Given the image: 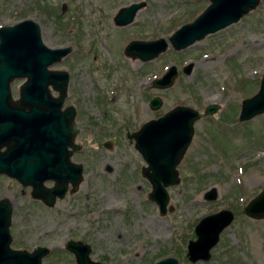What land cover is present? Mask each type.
Listing matches in <instances>:
<instances>
[{
  "label": "rangeland",
  "instance_id": "1",
  "mask_svg": "<svg viewBox=\"0 0 264 264\" xmlns=\"http://www.w3.org/2000/svg\"><path fill=\"white\" fill-rule=\"evenodd\" d=\"M140 1L145 4L129 25L113 23L119 7ZM207 5L208 0H0V26L31 19L44 45L71 48L49 68L68 73L63 105L74 107L79 145L71 160L82 165L78 186L52 207L31 198L28 186L0 175V198L12 208L10 247H48L41 264H75L63 247L69 239L87 243L89 258L101 264H153L168 256L178 264H264V218L243 213L264 187V113L237 119L241 101L257 91L264 72V0L180 51L169 45L145 62L123 55L129 40L167 39ZM188 61L193 65L185 75ZM170 65L177 70L173 85L151 87ZM20 81L10 83L14 98ZM152 96L161 99L156 110L147 105ZM210 103L218 109L194 122L177 165L180 182L166 188L172 210L160 215L146 196L150 185L140 174L145 163L126 134L175 105L203 112ZM212 187L215 197L206 200ZM220 210H229L231 221L204 258L188 261L194 226Z\"/></svg>",
  "mask_w": 264,
  "mask_h": 264
},
{
  "label": "water",
  "instance_id": "2",
  "mask_svg": "<svg viewBox=\"0 0 264 264\" xmlns=\"http://www.w3.org/2000/svg\"><path fill=\"white\" fill-rule=\"evenodd\" d=\"M259 0H208V5L191 21L178 26L165 40H131L123 48V54L130 59L149 61L164 52L168 44L175 50H182L204 36L212 34L240 19L252 10ZM144 2H134L119 7L113 16V23L122 27L130 24ZM70 46L49 48L40 38L38 24L23 19L11 25L0 26V174L15 179L23 186L31 187L30 195L40 199L47 206L55 198H62L67 184L74 190L82 180V165L70 163L68 146L79 150L74 143L77 129L72 126V107L59 110L67 92L68 73L65 70H48L47 66L60 61L70 52ZM193 63L182 67L189 74ZM177 73L170 65L158 78L151 80V87L167 89L173 85ZM14 78H25L19 87L17 99H12L9 83ZM48 85L58 91V97L49 95ZM148 108L156 110L161 99L153 96ZM55 106V107H54ZM218 105L208 104L203 112L186 105H175L160 116L149 119L140 127L127 133L133 147L145 165L140 174L148 181L150 190L146 196L153 202L160 215L171 211L167 205V187L180 182L177 165L180 162L193 134V124L202 115H210ZM264 113V72L261 74L257 91L240 103L237 119L246 121ZM108 141L104 145H109ZM4 149L1 151V148ZM53 181L45 187L43 181ZM214 189L205 196L214 199ZM11 205L6 198L0 199V264H41L49 253L46 246H36L30 251L10 247L9 233ZM243 213L250 218H264V187L245 207ZM232 219L229 210L202 217L194 226V240L186 245L188 261L204 258L216 242L218 233ZM64 249L73 255L75 264H101L89 258L90 246L80 240L69 239ZM153 264H178L168 256Z\"/></svg>",
  "mask_w": 264,
  "mask_h": 264
},
{
  "label": "flooded vegetation",
  "instance_id": "3",
  "mask_svg": "<svg viewBox=\"0 0 264 264\" xmlns=\"http://www.w3.org/2000/svg\"><path fill=\"white\" fill-rule=\"evenodd\" d=\"M56 63H58V62H56ZM54 64V63H53ZM52 65V64H51ZM50 66V65H49ZM49 66H47V69L48 70H57V69H51V68H49ZM14 79H21V81H20V84L18 85V87H17V96L14 98V97H12V95H11V97H12V99H17L18 98V93H19V87H20V85L24 82V80H25V78H14ZM14 79H12V80H14ZM11 80V81H12ZM11 81H10V83H11ZM10 83H9V89H10ZM48 91H49V95L52 97V98H57L58 97V91L57 90H54V89H52V87H51V85H48ZM10 94H11V90H10ZM66 95H67V92H66ZM65 98H66V96L64 97V99H63V102H64V100H65ZM63 102L61 103V105L59 106V110L60 111H64L66 108H68V107H72L73 108V110H74V107L72 106V105H63ZM55 107V106H54ZM74 118H75V110H74V117H73V120H72V126L75 128V123H74ZM74 143H75V137H74ZM4 149V147H2L1 148V151ZM67 150L68 151H71V153L69 154V157H68V159H69V162L70 163H75L76 164V162H73L72 160H71V155H72V153H74V152H76V151H73L69 146H68V148H67ZM0 175H5V174H0ZM6 176V175H5ZM8 177V176H7ZM12 179V178H11ZM48 183L47 185H45V183ZM21 185V184H20ZM43 185L45 186V187H51L52 185H53V181L52 180H49V179H45V181H43ZM23 186V185H22ZM29 188H30V190H29V196L31 197V195H30V192H31V187L29 186V185H27ZM24 187H26V186H24ZM73 190H71V186H70V184L68 183L67 184V189H66V192H65V194H64V196L66 195V193H70V192H72ZM63 196V197H64ZM62 197V198H63ZM31 198H33V197H31ZM62 198H55V201H54V203H53V205L55 204V202H56V200H60V199H62ZM1 199V198H0ZM33 199H36V198H33ZM36 200H39L42 204H44V202L42 201V200H40V199H36ZM45 206H47L46 204H44ZM53 205H51V206H47V207H52Z\"/></svg>",
  "mask_w": 264,
  "mask_h": 264
}]
</instances>
